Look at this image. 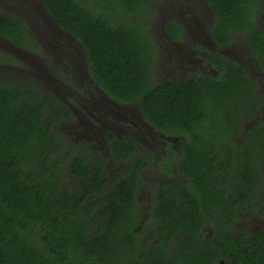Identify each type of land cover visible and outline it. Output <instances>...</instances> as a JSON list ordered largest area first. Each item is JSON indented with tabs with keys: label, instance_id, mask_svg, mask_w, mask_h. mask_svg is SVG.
Returning a JSON list of instances; mask_svg holds the SVG:
<instances>
[{
	"label": "trees",
	"instance_id": "16d2710c",
	"mask_svg": "<svg viewBox=\"0 0 264 264\" xmlns=\"http://www.w3.org/2000/svg\"><path fill=\"white\" fill-rule=\"evenodd\" d=\"M41 1L56 24L82 43L89 75L109 98L138 101L155 131L183 137L174 157L180 178L163 179L155 188L158 204L151 211L161 243L148 248L137 231L142 211L136 196L151 156L138 153L131 139L106 132L111 158L122 165L118 176L108 175L89 143L66 147L55 129L71 122L70 111L57 97L2 81L0 264H206L213 258L264 264V228L255 236L232 231L237 211L264 217V120L246 132L244 145L231 147L230 136L237 117L261 116L260 80L212 52L206 61L218 68L217 76L152 85L153 43L140 25L119 14L143 18L156 0L90 2L101 8L98 13L87 0ZM204 1L213 13L211 40L231 48L240 35L264 69V29L256 25L264 0ZM20 23L0 18V37L28 48ZM166 30L175 39L181 32L170 22ZM66 178L78 188L63 187ZM208 212L215 214V233L202 241L203 250L197 236Z\"/></svg>",
	"mask_w": 264,
	"mask_h": 264
},
{
	"label": "flooded vegetation",
	"instance_id": "af4514ba",
	"mask_svg": "<svg viewBox=\"0 0 264 264\" xmlns=\"http://www.w3.org/2000/svg\"><path fill=\"white\" fill-rule=\"evenodd\" d=\"M97 1L98 0H93L91 3L95 4ZM81 2L86 5L85 0H81ZM157 5L159 6L157 7ZM161 5H163L162 8H160ZM88 6L93 12L98 13L102 11L101 8L90 5V3H88ZM148 7L152 12H155L157 16L159 15V17H170L167 20L163 18V20L160 21V32L156 39L149 36L150 39H154L153 41L159 45L158 47L160 53H167V55L159 56L160 60L158 61L159 64L157 65L156 69V74H161L163 76L161 79L162 82H165L166 80L181 82L187 78H194L197 75L210 76L213 71H218V68H215L211 65V63L206 61V57L212 52H218L226 59L231 61H239V59L235 60L229 54L231 53L230 49L233 48V46L231 48L222 47L215 44L211 40L210 29L213 21V13L204 0H156L148 5ZM185 10L189 11L190 13L193 12L194 15L200 14L199 19L202 21L201 25L195 28L194 32L196 34L193 33V36L196 38V40L188 41L184 39L186 33L190 31L191 27H188L185 22V20H191V17L186 16V18H183L182 16ZM0 11V18L9 17L14 20L21 21L20 26L24 31V37L21 39V41H24L29 45L28 48H15L19 49V51H17L15 49L11 50L10 48H3L4 44L1 43L4 52L8 54L7 56L12 61V63H7L4 59L0 58L1 63L5 66H9L11 68L10 71H13L14 73L17 72L19 66H21V68L27 72V75L36 78L38 83L43 85L42 88L47 87V89L41 88V90L47 91L44 92L46 94L51 93L68 108L70 111L71 122H83V125H79L85 132V139H83V141H91V139L86 138V134L88 132H92V137L96 136V139L99 138L103 140L104 145L101 148L106 149L107 153L104 156L102 153L100 154V159L105 161V165H103L101 168L105 169V171L108 172L110 176L116 175V170L122 165L116 163L111 158L109 153L111 139L105 135L106 132H110L112 137L117 140L131 139L137 146L138 153L143 155L145 158H147V155L151 156L150 158H147L148 165L143 170L144 177L148 169L151 167L155 153H157V148L162 147L166 148L168 151H171L172 147H176L175 143H179V141L183 138L177 136L170 137L169 135L155 131L152 126H150L144 120V117L140 113L138 101L118 103L115 100L109 98L89 75L88 55L82 43L79 42L70 31L63 29L56 24L51 14L48 12L47 7L42 3L41 0H0ZM37 13L40 16L37 17ZM119 16L126 18V20L130 23L140 25L145 31V25H148L149 32H152L150 25L151 21L153 20H145V18L148 16V13H146L145 17L140 18L132 14L125 15L124 11L120 10ZM142 21L144 22L142 23ZM168 22L180 28L181 32L177 39L173 38L166 30V25ZM28 26L36 27L35 34L36 36L38 35L36 38L39 41V45L40 43L45 45L44 49L46 51V59L49 61L47 65H39V62L36 60L27 62L25 58L30 54H33L30 53V51H33V46L30 44V39L27 37L29 36L27 32ZM261 28L264 29V24L261 25ZM53 39L57 40L58 45L53 42ZM185 41H187V45L183 47L182 44ZM234 51H238V49ZM238 54L239 52L234 53L236 57H242L241 54ZM4 57L5 56H3V58ZM12 59H15L16 63ZM17 64L19 65L18 67H16ZM242 67L244 71L248 73V77L251 80H254L255 77L261 76V74L264 73V69L259 67L258 64L256 69L253 67L248 68L247 66ZM186 72L193 73V77L185 76ZM174 75L180 76L181 78L177 80L174 78ZM12 77L13 74L5 75L4 78H1L3 81L2 83H17L16 81H11ZM75 112L76 115H74ZM258 119L264 120L263 118H260V115H258L256 120H251L249 122L251 126H254ZM119 122H128L131 124L140 123L142 126L150 129L148 133V140L149 144L154 145V147L151 148L152 150H150L152 152L141 153L140 137H132L127 133L119 134L115 128H113L114 124L116 127H118L120 124ZM107 126L109 128L105 129ZM247 126L249 127L250 125ZM75 132L77 133V131ZM230 136L233 139V136ZM144 139L147 140V137ZM177 148L178 150H175L176 153H174L173 156L171 155L170 157L166 158L164 161V169L167 167L170 172L165 171L162 166L161 171L164 172L165 176L156 181L149 180L151 186H149L148 192H146L148 195L144 196L145 199L140 201V195L136 196V199L140 202V209L142 211L140 213L141 218L139 220L137 231L143 232L142 236L140 237V242L148 248H152L154 244L160 245L161 243V240L154 236V225L156 223L154 220L157 217L155 216L154 212L151 211L155 204H158L157 197L154 195L155 188L163 179L167 178L178 181L180 178L178 172L174 173V171H177L175 168L174 157L177 158L178 152L180 150L179 144ZM116 176H118V174ZM144 177L142 180L143 186L140 189L141 191L146 188L147 185V181L144 179ZM112 180H114V178L109 179L108 183H110ZM181 183H185V180H183ZM203 216L207 221L204 223L197 236L200 242L198 243V247L202 249L203 247L200 246L202 241L207 242L215 233V228L213 227L214 221H212L215 217V214L213 212H208L203 214ZM263 220V215L259 217L257 214H253L252 212L241 210L237 211L235 212V221L232 226V231L234 233L247 232L250 234V236H255L264 228ZM169 243L172 245L171 242ZM206 264H230V261L224 258H213L207 260Z\"/></svg>",
	"mask_w": 264,
	"mask_h": 264
},
{
	"label": "rangeland",
	"instance_id": "374dc122",
	"mask_svg": "<svg viewBox=\"0 0 264 264\" xmlns=\"http://www.w3.org/2000/svg\"><path fill=\"white\" fill-rule=\"evenodd\" d=\"M88 3L92 2L93 0H87ZM262 4V12L259 13L258 17H257V21H256V25L260 26L262 24H264V1L261 2ZM159 5H157L158 7ZM163 5H161L160 8H162ZM1 12V11H0ZM159 13H160V9H159ZM41 14V12H40ZM37 17L40 16L38 13L36 14ZM200 15V14H199ZM199 15H194L193 12L190 13L189 11L185 10L182 14L183 18H186V16H189L191 17V20H185L186 24L190 27V31L188 33H186L185 35V40H196V38L193 36V33H195V28L198 27L199 25H201V20L199 19ZM164 19H169L170 17H163V16H160L159 15L157 16L155 14V12H148V16L145 18V20L147 21H151V20H155L154 22L151 21V25H150V29L152 30V32H149L148 30V25H145V29L146 31L144 30L145 33H147L149 36L151 37H154L156 39V37H158L159 35V32H160V21H162ZM37 20V18H36ZM157 20V22H156ZM144 21H142L143 23ZM32 23H35V22H32ZM37 26V25H36ZM187 28V27H186ZM27 29V27H26ZM159 30V31H158ZM188 30V29H187ZM27 32H28V35L27 36L29 39H30V44L33 46V51H30V53H33V54H30L29 56L25 57L27 62H31L33 60H36L39 62V65L41 64H45L47 65L49 63V61L46 59V51L44 49L45 45L40 43L39 45V41L37 40V36H36V27L35 26H28V29H27ZM196 34V33H195ZM35 35V36H34ZM192 36V37H191ZM236 43L234 44L233 48L230 49L231 53H229L232 58H234L235 60L236 59H239V61H234L235 63L241 65V66H247L248 68L250 67H253L256 69V66H257V63H256V59L254 57H252L250 55V52L246 51V48L243 44V40L241 39V36H237L236 38ZM153 43V47H154V50H153V58H154V65L152 66L153 67V70H152V74H153V77H152V85H155L156 83H161L162 82V78L163 76L161 74H156V69H157V65L159 64L158 61L160 60L159 56H164V55H167V53H160V50H159V45H157L152 39H150ZM53 42L57 43V40L53 39ZM1 43L4 44L3 48H10L11 50H14V46L7 40H3L2 39V42H1V38H0V53L2 56H0V58L4 59L3 56H7L8 54L4 52L2 46H1ZM201 43V42H200ZM187 45V41L183 42L182 46H186ZM238 49V51H234ZM17 51H19V49H15ZM235 52H239L238 55H242V57H236L234 55ZM15 63V59H12ZM19 65L17 64L16 67H18ZM11 68L9 66H5L1 63L0 61V82H2V79L1 78H4L5 75H9V74H13V77L11 79V81H16L17 83L19 84H22V83H29L30 86L33 88V90H36L37 92H40V93H44V92H47L45 90H41V88L43 87V85H40L38 83V81L36 80V78L30 76V75H27L26 71H24L21 66H19L18 68V71L17 72H13V71H10ZM254 71V70H252ZM258 71V70H256ZM219 72L218 71H213L210 76H217ZM155 76V77H154ZM177 80L179 78H181L180 76H177V75H174ZM185 76H188V77H193V73L189 72V73H185ZM184 76V77H185ZM195 76V75H194ZM255 76V75H254ZM200 77V75H197L195 76L194 78H198ZM7 78H10V77H7ZM6 78V79H7ZM187 78V77H186ZM258 78V79H257ZM255 80H260V84H259V88H258V91H259V94L262 95L261 97V100L264 102V73L261 74V76H258V77H255ZM42 89H47V87H44ZM138 105V103H137ZM263 105V110L261 111L262 114L260 116V118H263L264 119V104L262 103ZM74 115H76V112L74 113ZM242 117V116H241ZM241 117H237L236 118V121L238 122V127L237 129H235L234 132L231 133V135L233 136V139H232V142H231V147H236V146H241V145H244L246 144V141H247V134L246 132L249 131L252 126L251 124L249 123L251 120H256V118H252L250 117L249 119H244V118H241ZM241 118V120H240ZM248 118V117H247ZM97 122V121H96ZM120 124L118 125V127H116V125L114 124L113 125V128H115V130L120 134V133H127L128 135H131L132 137H140V144H141V147H140V150H141V153H146V152H152L150 150H152L151 148L154 147V145L152 144H149V131L150 129H148L147 127L145 126H142L140 123H128V122H119ZM79 125H83V122H71V123H67L66 125H63L62 124H58L57 128L55 129L57 132L60 133V135H62L67 141L65 142L66 143V147H71L73 145H77L78 142H81V143H89L91 148H92V152L95 153L96 156H99L100 157V154L102 153L103 156L107 153L106 149H102L101 147L104 145L103 144V140L102 139H96L97 137L94 136L92 137L91 133L92 132H88L86 135V138L87 139H91V141H83L84 138V135H85V132L84 130H82V128L79 126ZM247 125H250L249 127ZM109 127L107 126L105 129H108ZM103 129V127H102ZM77 131V133L75 132ZM127 135V136H128ZM147 137V140H145L144 138ZM143 139V141H142ZM178 144L179 143H175V148H171V151H168L166 148H162V147H159L157 148V153H155V156H154V160L152 161V164H151V167L148 169L147 173L145 174V177L144 179L147 181V185H146V188H144L142 191L140 190V197H139V200L142 201L143 199H145L144 196H147L148 193V189H149V186H151V183L149 180H158V179H161L163 178L165 175H164V172L161 171V167L163 166V169H164V161L166 158L170 157L171 155L173 156L174 153H176L175 150H178ZM154 152V151H153ZM63 162L59 165V167H61L63 169V167L65 166V162L64 160H62ZM119 166V165H117ZM121 167H119L115 173H118V172H121L122 170ZM159 169V171H158ZM162 169V170H163ZM115 170V169H113ZM120 170V171H119ZM174 173H177V171H174ZM107 174L109 175V173L107 172ZM72 187L74 188L73 190L77 189L78 188V184H76L75 181H73L72 179L70 178H66L64 180V183H63V187ZM263 224H264V220H263Z\"/></svg>",
	"mask_w": 264,
	"mask_h": 264
},
{
	"label": "water",
	"instance_id": "95a60500",
	"mask_svg": "<svg viewBox=\"0 0 264 264\" xmlns=\"http://www.w3.org/2000/svg\"><path fill=\"white\" fill-rule=\"evenodd\" d=\"M12 44V43H11ZM13 45V44H12ZM14 46V48H17V46H15V45H13Z\"/></svg>",
	"mask_w": 264,
	"mask_h": 264
}]
</instances>
